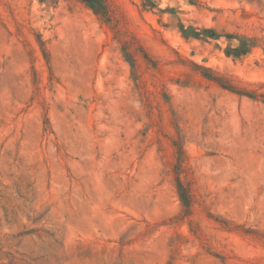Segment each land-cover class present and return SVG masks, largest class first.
<instances>
[{
  "label": "rangeland",
  "instance_id": "1",
  "mask_svg": "<svg viewBox=\"0 0 264 264\" xmlns=\"http://www.w3.org/2000/svg\"><path fill=\"white\" fill-rule=\"evenodd\" d=\"M0 264H264V0H0Z\"/></svg>",
  "mask_w": 264,
  "mask_h": 264
},
{
  "label": "trees",
  "instance_id": "2",
  "mask_svg": "<svg viewBox=\"0 0 264 264\" xmlns=\"http://www.w3.org/2000/svg\"><path fill=\"white\" fill-rule=\"evenodd\" d=\"M83 1L87 2L92 8H95V6L100 5V0H83ZM181 195H182V199L186 201V198L182 192Z\"/></svg>",
  "mask_w": 264,
  "mask_h": 264
}]
</instances>
